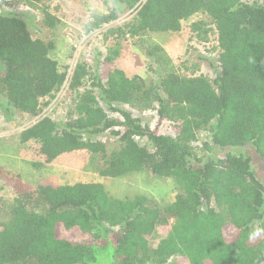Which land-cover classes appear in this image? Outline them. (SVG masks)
<instances>
[{"label":"trees","instance_id":"16d2710c","mask_svg":"<svg viewBox=\"0 0 264 264\" xmlns=\"http://www.w3.org/2000/svg\"><path fill=\"white\" fill-rule=\"evenodd\" d=\"M40 1L27 0L25 7ZM111 2L107 14L84 22L81 31L87 35L130 12V21L108 29L104 39L115 47L127 36L143 43L155 82L116 68V49L108 50L95 76L77 63L69 89L90 84L76 94L70 118L40 119L20 132L19 143L35 145L43 165L74 152L99 154L100 177L149 172L174 180L179 195L157 206L144 196L113 198L99 183L29 187L0 169L14 194L0 216V264H264V177L245 153L252 148L264 162V0ZM1 7L0 107L37 116L66 73L50 57L54 43L33 39L27 17ZM47 9L41 8L43 25L53 29L58 20ZM196 15L209 24H192L191 32L201 40L212 30L216 35L210 77L179 75L163 48L145 38L177 34ZM118 106H153L156 126ZM164 122L172 136L159 134ZM117 127L123 128L112 132L118 148L106 156L97 138ZM156 230L164 237L152 246Z\"/></svg>","mask_w":264,"mask_h":264},{"label":"rangeland","instance_id":"374dc122","mask_svg":"<svg viewBox=\"0 0 264 264\" xmlns=\"http://www.w3.org/2000/svg\"><path fill=\"white\" fill-rule=\"evenodd\" d=\"M26 1L0 0V12L3 10L1 6L6 3V6L27 17L28 29L33 39L54 43L55 49L50 57L66 73V80L59 92L48 101L37 116H29L15 110L8 112L0 107V169L7 174L19 175L22 183L34 188L99 183L113 198L124 200L144 196L157 206H165L174 202L179 191L172 179L158 178L149 172L135 173L117 179L102 178L97 171L102 166L104 158L99 154L93 155L84 151L62 155L52 163L43 165V159L37 155L35 145L19 143L20 132L40 119L49 118L56 123H64L70 118L76 94L89 88L90 84V81L85 80L84 86L77 91L69 89L72 71L77 63L85 64L90 76H95L99 73L97 71L100 70L101 61L107 55L108 50L116 49L118 52V57L114 60L116 68L123 71L129 78L138 76L146 83L155 82V75L152 71L154 67L151 66L150 60L144 53L143 43L127 36L119 40L118 47H115V41L112 38L104 39V34L108 29L122 26L130 21L132 17L130 12L87 35L81 31L84 22L91 20L94 16L108 13L112 7L111 0H41L36 8L25 7ZM44 6L48 8V13L58 20L53 29H48L43 25L41 8ZM208 21L206 16L196 15L183 22L177 34H147L145 38L163 48L179 75L210 77L211 71L208 63H214L217 59L214 50L215 32L210 31L206 40L197 38V32H191L192 24L202 22L208 25ZM202 58H208L209 61H204ZM118 107L129 112L144 126L150 128L156 126V112L153 106L150 109ZM103 108L110 118L117 117L116 114ZM122 131L123 128L117 127L97 138L105 145L106 156L118 148L119 137L113 135L112 132ZM158 132L161 135H173L171 124L168 122L162 123L158 127ZM145 144V140L139 141L140 146ZM245 153L251 158L254 171L260 177H264V164L254 149L247 148ZM198 154L203 155L199 152ZM41 163V167L34 166ZM13 199L12 188L5 186L0 180V210L4 208V213L0 212V216L6 213ZM231 231L227 232L231 233ZM163 234L161 230H156L152 235L151 245L155 246L164 237Z\"/></svg>","mask_w":264,"mask_h":264},{"label":"clouds","instance_id":"9594fccd","mask_svg":"<svg viewBox=\"0 0 264 264\" xmlns=\"http://www.w3.org/2000/svg\"><path fill=\"white\" fill-rule=\"evenodd\" d=\"M259 230H257V232H258ZM255 234H257V233H253V235H255Z\"/></svg>","mask_w":264,"mask_h":264},{"label":"water","instance_id":"95a60500","mask_svg":"<svg viewBox=\"0 0 264 264\" xmlns=\"http://www.w3.org/2000/svg\"><path fill=\"white\" fill-rule=\"evenodd\" d=\"M262 162V164H264V162L263 161H261Z\"/></svg>","mask_w":264,"mask_h":264}]
</instances>
